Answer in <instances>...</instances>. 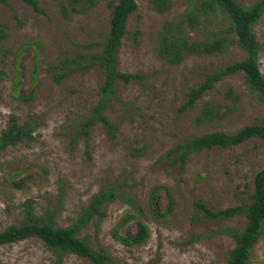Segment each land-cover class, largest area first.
Segmentation results:
<instances>
[{
  "label": "rangeland",
  "instance_id": "obj_1",
  "mask_svg": "<svg viewBox=\"0 0 264 264\" xmlns=\"http://www.w3.org/2000/svg\"><path fill=\"white\" fill-rule=\"evenodd\" d=\"M43 14L20 0L0 3V134L9 118L35 127L31 140L0 152V232L34 219L52 221L55 227L75 225L90 199L114 188L134 197L140 207L137 220L148 227L145 244L127 247L117 232L133 234L134 220L121 230L117 224L131 206L117 200L77 230L95 251L109 254L113 264H226L233 239L217 234L223 228L242 231L244 216L220 221H193L194 203L212 210L250 204L255 175L264 166L259 139L226 149L214 148L188 156L183 167L167 153L184 140L212 132L234 134L260 125L263 104L238 73L215 84L192 108L182 110L191 88L213 70L242 61L244 53L230 44L222 55L189 56L170 65L157 53L166 22L177 21L192 10L197 27L185 29L190 39L226 37L228 23L192 0H171L163 14L150 0H136L137 10L126 24L117 56L118 71L138 75L129 83L118 81L115 98L105 112L116 127L111 139L102 125L87 139L76 137L79 123L97 101L103 73L94 67L56 83L57 66L76 54L100 51L107 37L111 5L118 0H96L95 5L63 17L67 0H36ZM244 7L257 0H236ZM253 31L259 44L258 66L264 75V14ZM82 47H86L82 49ZM30 95V102L20 97ZM218 117L197 124L205 106ZM167 186L174 197L172 214L154 219L149 208L153 187ZM165 201L160 197V210ZM0 264H90L69 254L58 257L42 241L30 238L0 246ZM248 264H264V234L253 247Z\"/></svg>",
  "mask_w": 264,
  "mask_h": 264
},
{
  "label": "trees",
  "instance_id": "obj_2",
  "mask_svg": "<svg viewBox=\"0 0 264 264\" xmlns=\"http://www.w3.org/2000/svg\"><path fill=\"white\" fill-rule=\"evenodd\" d=\"M30 6L36 13L43 14L36 0H20ZM96 0H67V4H61L64 18L69 17V10L74 13L84 11L95 5ZM202 3V9L216 13L225 18L228 23V32L235 39L226 37H214L212 39H190L185 29L197 27V19L192 10L185 12L177 21L166 22L159 36L158 56L170 65H179L189 56L222 55L230 44H235L244 53L242 61L232 63L219 70H213L207 74L203 82L191 88L187 93V100L182 110L190 109L193 105L210 92L215 84L235 74H242L246 87L255 92L263 104V118L260 125L246 126L234 134L212 132L199 137H193L182 141L171 149L167 156L174 162L184 166L188 156L204 150L214 148L226 149L238 146L251 139H259L264 150V75L258 66L259 44L253 31L261 16L264 14V0H257L251 6L244 7L236 0H192ZM155 12L163 14L171 7V0H150ZM0 3L8 6L6 0ZM111 18L109 32L100 44L97 53H78L73 58L60 61L57 66L58 73L53 80L58 83L61 80L76 73H84L94 67H98L103 73V82L98 88L97 101L92 106L89 114L79 123L76 137L88 138L91 129L96 125H102L107 135L114 139L116 127L106 118L105 112L115 98V85L118 81L129 83L139 80L140 76L125 74L118 71L117 56L121 48L122 39L126 35V24L129 16L136 12V0H118L116 5H111ZM4 37L2 30H0ZM86 47H82L85 49ZM23 102L32 100L30 95L20 97ZM216 109L209 104L204 107L196 123L211 121L218 117ZM35 127L30 123L19 124L15 116L9 118L7 127L0 134V152L10 146H15L25 140L32 139ZM254 193L250 204H241L224 210H212L201 203H194L195 215L193 221H220L228 220L235 216H244L245 227L242 231L231 228H223L216 231L217 234L226 235L233 239L235 246L230 251L226 264H248L251 259L253 247L264 234V166L254 178ZM165 201L164 210H160V197ZM120 200L131 206L133 211H126L117 224V230L125 227L129 221L134 220L136 231L121 234L116 231L114 238L124 246L136 247L146 243L149 238L148 227L137 220L140 207L133 196L122 193L118 189H103L90 199L89 205L79 218L78 222L70 227H55L52 221L37 220L30 215L16 226H10L0 232V246L18 243L30 238H37L44 245L55 252L58 257L73 254L87 260L90 264H113L109 254L104 251H95L89 244L76 236L77 230L85 225L92 217L100 215L102 207L106 204ZM175 206L171 190L164 185L155 186L149 195V208L154 219L165 220ZM153 264H157L154 262Z\"/></svg>",
  "mask_w": 264,
  "mask_h": 264
}]
</instances>
